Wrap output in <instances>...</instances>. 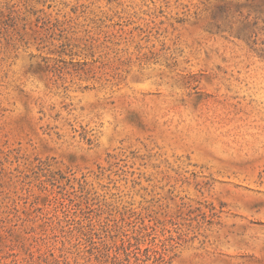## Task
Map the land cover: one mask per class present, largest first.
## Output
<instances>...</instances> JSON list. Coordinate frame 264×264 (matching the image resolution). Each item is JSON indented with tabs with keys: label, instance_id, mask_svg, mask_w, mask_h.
<instances>
[{
	"label": "rangeland",
	"instance_id": "rangeland-1",
	"mask_svg": "<svg viewBox=\"0 0 264 264\" xmlns=\"http://www.w3.org/2000/svg\"><path fill=\"white\" fill-rule=\"evenodd\" d=\"M0 264H264V0H0Z\"/></svg>",
	"mask_w": 264,
	"mask_h": 264
}]
</instances>
